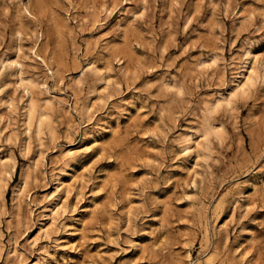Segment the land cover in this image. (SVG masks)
Wrapping results in <instances>:
<instances>
[{"label":"rangeland","instance_id":"374dc122","mask_svg":"<svg viewBox=\"0 0 264 264\" xmlns=\"http://www.w3.org/2000/svg\"><path fill=\"white\" fill-rule=\"evenodd\" d=\"M0 264H264V0H0Z\"/></svg>","mask_w":264,"mask_h":264},{"label":"bare ground","instance_id":"6f19581e","mask_svg":"<svg viewBox=\"0 0 264 264\" xmlns=\"http://www.w3.org/2000/svg\"><path fill=\"white\" fill-rule=\"evenodd\" d=\"M249 51V50H248ZM246 53V52H245ZM248 55V54H247ZM249 58V57H248ZM246 66V65H245ZM255 72H256V69L254 68V66L251 64V65H248L246 67V69L244 70V73H242L241 75V78L238 83H237V87L239 89H243V92L248 88V86H250V84L253 83L254 81V78H255ZM19 79L22 80L23 77L19 75ZM235 91H232L231 95L234 94ZM232 97V96H231ZM225 99V97H221V98H217L215 99V101L213 102L212 104V107L216 108L218 105H220L223 100ZM33 111L31 109H27V112H26V118H25V124L27 126V129H30V126L32 124L31 120H32V117H33ZM41 128V122L40 120H37V123H36V129H40ZM196 132H199V130H196ZM188 138H184V141L187 140ZM186 147H188V145H186Z\"/></svg>","mask_w":264,"mask_h":264}]
</instances>
